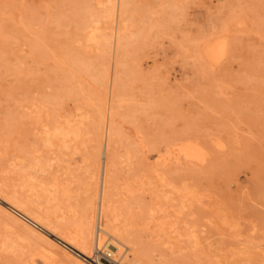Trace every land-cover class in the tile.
<instances>
[{"label": "rangeland", "instance_id": "374dc122", "mask_svg": "<svg viewBox=\"0 0 264 264\" xmlns=\"http://www.w3.org/2000/svg\"><path fill=\"white\" fill-rule=\"evenodd\" d=\"M123 1L0 0V197L42 226L0 202V264H89L53 234L107 140L154 263L264 264V0Z\"/></svg>", "mask_w": 264, "mask_h": 264}, {"label": "bare ground", "instance_id": "6f19581e", "mask_svg": "<svg viewBox=\"0 0 264 264\" xmlns=\"http://www.w3.org/2000/svg\"><path fill=\"white\" fill-rule=\"evenodd\" d=\"M123 1V0H122ZM126 1V0H125ZM118 2V1H117ZM124 2V1H123ZM113 3H116L113 1ZM117 5V4H116ZM116 5H114L116 7ZM119 6V5H118ZM123 7V6H122ZM111 10V9H109ZM116 10V9H115ZM113 10V11H115ZM118 12V11H117ZM115 13V12H114ZM113 18L116 17V14H112ZM116 15V16H114ZM121 17V16H120ZM117 21V17L115 19ZM123 20V19H122ZM114 21V19H113ZM120 21V19H119ZM115 22V21H114ZM113 22V23H114ZM116 25V23H115ZM113 26V25H112ZM114 27V26H113ZM116 27V26H115ZM122 27V25H121ZM113 30V29H112ZM113 32V31H112ZM111 38H113V33L111 34ZM115 35V34H114ZM107 38V37H106ZM115 38V36H114ZM114 40V39H113ZM112 41V40H111ZM111 44V43H110ZM114 45V44H113ZM112 48V45L110 46ZM117 48V47H116ZM112 50V49H110ZM114 51V49H113ZM113 56V55H112ZM109 103V102H108ZM107 103V104H108ZM112 104V103H111ZM108 106V105H107ZM108 110V109H106ZM105 112V111H104ZM108 112V111H107ZM107 117V116H106ZM107 125V123H106ZM113 126V125H112ZM107 127V126H106ZM103 133V131H102ZM119 133V132H118ZM107 133H104V136ZM111 134V133H110ZM78 135V134H77ZM109 135V134H108ZM76 136V135H75ZM103 136V137H104ZM139 137V136H138ZM113 138V137H112ZM76 139V137H75ZM74 139V140H75ZM103 139V138H102ZM106 139V137H104ZM115 141V140H114ZM64 142V141H63ZM68 142V141H67ZM77 142V141H76ZM104 143V142H103ZM103 143L101 146H103ZM130 143V142H128ZM138 143V142H137ZM112 144V143H111ZM87 145V144H86ZM93 145V144H92ZM91 145V146H92ZM120 145V144H119ZM125 143L123 144V146ZM128 145V144H127ZM159 145V144H158ZM63 146V145H62ZM129 146V145H128ZM133 146V145H131ZM174 146V145H173ZM171 146V147H173ZM95 147V146H94ZM125 147V146H124ZM130 147V146H129ZM137 147V145H136ZM140 148V147H139ZM145 148V147H144ZM156 148V147H155ZM158 148V147H157ZM168 148V147H167ZM59 149V148H58ZM61 150V149H59ZM65 150V149H64ZM145 150V149H144ZM167 151V149L165 148ZM66 151V150H65ZM63 151V152H65ZM141 151V150H140ZM139 151V152H140ZM177 148H171L168 151V156H163L161 153H158L155 159L152 162L145 161L146 163V170L145 173L143 172L141 176L132 179V182H143L145 181V177L147 176L148 179H154L153 181L156 182L157 186L163 181V172L164 169H161L166 157L171 158L178 154L176 153ZM144 152V151H143ZM187 152V151H186ZM67 153V152H66ZM85 153V152H84ZM121 153V151H120ZM119 153V154H120ZM123 153V152H122ZM165 153V152H164ZM116 154V153H115ZM118 154V153H117ZM129 154V153H128ZM142 155V154H141ZM125 156V155H124ZM135 156V155H134ZM143 156V155H142ZM181 156V155H180ZM187 156L191 157V153L187 152ZM138 157V156H137ZM125 158V157H123ZM142 158V157H141ZM145 157L143 156L142 159ZM154 158V157H153ZM140 159V158H138ZM147 159V158H146ZM145 160V159H144ZM148 160V159H147ZM56 161V160H55ZM69 163V160H67ZM82 161V159H81ZM120 161V160H119ZM86 171L93 189V200L88 204L89 207L84 212V214L78 219L76 227L74 231L71 230H55V234H53L56 238L66 242L71 247L75 248L77 251L82 253L83 259L85 257L90 256V249L96 244V233L97 229L100 227L101 230L105 235H108L112 238V242L116 247V252L121 251L123 247L129 249V259L131 261H135V263H144V264H157L154 263L153 260L150 258L148 252L146 251L145 247L137 241L134 237V230L133 226L137 224L138 221H142L143 219H139V213L133 203L124 202V200L119 201L116 200L113 196V190L115 182H117L118 177H116V166L118 163L117 158L114 156L111 147L109 146V142L102 148H91L88 150L85 158L83 160ZM127 163V161H126ZM139 163V161H138ZM174 163V161H173ZM71 164V163H70ZM140 164V163H139ZM166 164V163H165ZM164 164V165H165ZM66 166V165H65ZM124 166V165H123ZM136 166V165H134ZM67 167V166H66ZM141 167V166H140ZM130 168V167H129ZM142 168V167H141ZM163 168V167H162ZM131 169V168H130ZM60 170V169H59ZM148 173V175H147ZM140 174V173H139ZM138 174V175H139ZM130 175V174H129ZM136 175V174H135ZM59 176V175H58ZM131 173V177H132ZM64 177V176H63ZM146 177V178H147ZM125 182L128 181L126 184L130 187V177H125ZM57 181V180H56ZM88 181V180H87ZM123 181V180H122ZM54 182V181H53ZM60 182V181H59ZM61 183V182H60ZM64 183V182H63ZM155 184V183H154ZM57 185V184H56ZM162 184H160L161 186ZM61 186V185H60ZM67 186V185H66ZM90 186V185H89ZM63 187V186H62ZM163 187V186H162ZM1 188V187H0ZM88 188V187H87ZM161 188V187H160ZM148 189V188H147ZM152 189V188H151ZM159 189V188H158ZM157 189V190H158ZM149 190V189H148ZM156 190V191H157ZM4 191V190H2ZM8 191V190H7ZM60 192V190H58ZM121 192V191H119ZM151 192V191H150ZM187 192V191H186ZM190 192V191H189ZM187 192V193H189ZM18 193V192H17ZM133 193V192H132ZM156 193V192H155ZM159 193V192H158ZM185 193V194H187ZM64 194V193H63ZM157 194V193H156ZM61 195V194H60ZM190 196V195H189ZM15 197V196H13ZM62 197V196H61ZM125 196L124 198H126ZM130 197V196H129ZM121 198V197H120ZM191 199L190 197H186V199ZM19 201V200H18ZM0 202L6 205V208L13 211L17 214L24 222L30 223L35 227L41 226L37 221L30 218L28 215L22 213L17 208L11 205L12 199L5 196L3 198L0 197ZM15 204V203H14ZM65 206V205H64ZM91 206V207H90ZM4 208V207H3ZM78 208V207H77ZM142 208V207H141ZM81 209V208H78ZM143 210V209H142ZM30 213V212H29ZM144 213V212H143ZM143 215V214H142ZM220 219V218H219ZM39 220V219H38ZM138 220V221H137ZM179 220V219H178ZM176 220V222L178 221ZM222 220V218H221ZM41 221V220H40ZM39 221V222H40ZM151 221V219H150ZM42 222V221H41ZM179 222V221H178ZM224 222V221H223ZM52 223V222H51ZM139 223V222H138ZM143 223V222H142ZM175 223V222H174ZM180 223V222H179ZM226 223V222H225ZM185 224V223H183ZM53 225V224H52ZM141 225V222H140ZM156 225V224H155ZM166 225V224H165ZM173 225V224H171ZM170 225V226H171ZM224 225V223H223ZM177 226V225H176ZM184 226V225H183ZM188 226V225H187ZM52 227V226H51ZM42 228V226H41ZM46 228V227H45ZM49 228V227H48ZM137 228V227H135ZM175 228V227H172ZM47 229V228H46ZM45 229V230H46ZM58 229V228H57ZM143 229V228H142ZM163 229V228H162ZM51 231V230H49ZM48 231V232H49ZM231 232V231H230ZM51 233V232H50ZM178 233V232H177ZM167 234V233H166ZM46 236V235H45ZM139 236L137 235V238ZM49 239V237H47ZM56 240V239H55ZM139 240V239H138ZM175 241V240H174ZM192 242V241H191ZM51 243V242H50ZM55 243V242H54ZM53 243V244H54ZM145 244V243H144ZM147 245V244H146ZM53 246V245H52ZM148 247V246H147ZM93 249V248H92ZM90 253V254H89ZM125 257V258H126ZM71 259V258H70ZM128 259V258H127ZM77 261V260H76ZM86 261V260H85ZM87 262V261H86ZM88 263V262H87ZM79 264V263H78ZM81 264V263H80ZM86 264V263H84ZM90 264V263H89Z\"/></svg>", "mask_w": 264, "mask_h": 264}, {"label": "built area", "instance_id": "2783aa9c", "mask_svg": "<svg viewBox=\"0 0 264 264\" xmlns=\"http://www.w3.org/2000/svg\"><path fill=\"white\" fill-rule=\"evenodd\" d=\"M103 235L106 239L100 242V236ZM112 238L105 235L101 228L97 229L96 244L91 252L90 256L85 257V260L90 264H136L133 262L124 261L127 249L123 247L120 253L112 251L116 250L115 245L112 242Z\"/></svg>", "mask_w": 264, "mask_h": 264}]
</instances>
